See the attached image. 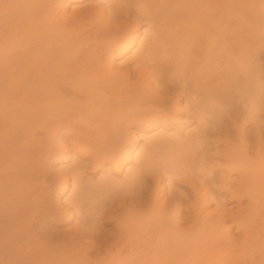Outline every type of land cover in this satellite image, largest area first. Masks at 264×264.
Wrapping results in <instances>:
<instances>
[{"label":"bare ground","instance_id":"1","mask_svg":"<svg viewBox=\"0 0 264 264\" xmlns=\"http://www.w3.org/2000/svg\"><path fill=\"white\" fill-rule=\"evenodd\" d=\"M67 1L68 0H0V264H264V143L261 144V142L258 143V146L261 147H258L256 151L253 152L255 157H248L249 154L247 153L245 155H243L244 153L241 155L240 153H233L234 155L232 154V157L228 155V169H230V171L232 170L231 173H234V171L236 173L238 172L237 176L239 178H237V183L235 182L236 184H234L235 189L231 187V197L236 199L238 204L242 198L248 200L247 206L244 205V207H241L239 204L240 207L235 209V214L232 215L234 211L231 213V220H233L231 224L235 223V227L239 231L241 230L242 238H240L241 241L237 244H234V241L230 238L232 234L229 235V238L225 236L224 223L225 220L230 217V213H228L226 209L218 210V206H224L225 204L220 205L216 202L217 210L212 211L208 209V199H210L208 197H213L217 188H215L216 183H214V179L211 177L212 174L209 168L212 163V160L209 159L211 156L209 155L210 157H208L205 152V156L209 159L205 160L209 163L206 164L205 160L202 161L198 159L197 164L199 166V171L195 170V167H193L192 161H194V158L190 163L187 160L183 162V160L178 159L181 157L180 154L175 160L173 158L175 155L173 157L171 155L170 158L164 154L161 165L158 163L159 167H150L151 169L149 171V169L147 170L148 167L144 168V165L149 166L148 164L151 162L150 166H153V155L150 153L137 154L133 157L135 160H138L139 164L143 165V171L145 172L142 171V166L136 163L138 165L129 166L126 179L121 183L119 182L125 186L126 189L134 182H138L142 185L148 180L145 178L146 173L148 174L151 172L153 174L152 171H155L165 176L163 181L167 180L168 185L175 181V178L178 182L186 183L188 187L193 189L192 199H186V207L191 211L192 219L190 215L188 217L191 220L190 227H187V225L186 227H180L179 225V222L183 220L179 219V213L185 206L181 201L178 203L175 215H173L176 216L177 214V219H175V221L172 219V222L166 220V223H164V216L166 215L167 218L168 213H170V211L166 213V209L169 206V204H166V196L168 194L165 195L163 187L159 186L158 177L154 176L152 199L155 205H151L148 210L149 216L147 215L150 217V221H153L140 237H135V235L133 237L131 232L134 227L132 228L131 226L130 231L131 229L132 231H128L129 227L127 228V223H129L137 213L138 209L136 207L144 204L145 200H141V202L136 200V207L132 205L125 208L128 210L126 212L124 211L127 215L123 212L118 213L116 210L110 209L111 204L109 207V203L104 201H98L99 203L96 204V207L94 205L95 215L91 212L93 218L92 216L90 218L92 219H89L87 210L80 211L82 207H80V205L83 204L82 200L86 198L85 193H87V191L105 193L108 185H112L111 182L110 184L89 185L88 189L85 187L83 190L82 188L85 186L84 185L80 192L73 195L75 197L73 201L71 200L70 202H74L73 207L77 209V212L79 210L81 217L83 211H85L83 217L87 219V222H85V220L83 223L80 222L82 225L81 228L83 229L80 228L81 230H78L76 228L73 234L71 232H65L66 237L64 236L65 238L60 239V243L71 241L72 243L70 242V246L68 245L69 248L71 247L70 249L59 252L60 247L64 250L66 246L63 248V245L60 246L59 242L57 243L56 240L50 242L44 239L41 234H37L36 230L33 228L34 225L32 222V220H34V213H37L36 215H38V217L44 218H41L42 223L43 221H46V223L52 221L51 223L54 224V219H57V221L60 220L65 212V206L60 207V203L57 205L54 204V206L50 203L49 189L51 188L47 189L43 186L46 182V177L42 175L44 172L40 174L38 168V166H41L39 163L40 160H38L39 153L35 154V150L32 151V155L36 156L38 161L28 158V156L31 155L30 151L33 147L32 145L36 142V138L38 137L36 134L38 131L42 132V143L48 142L47 145H43L40 142L44 148L42 146H40L42 148L38 147L39 151L42 150L43 155L49 156L50 152H55L56 149L54 148L56 145L52 144L54 134H59L63 129H65L67 134L69 133L72 135L73 138L69 137L72 139V142L69 139L71 144L80 146V139H83V137L87 138V136L91 135H87L88 133L84 134L81 130L79 131L81 128H77L80 126L76 127L74 125L71 119L74 115H71L76 112L77 115H80L78 111H84L85 113L86 111H90L92 107H102L104 105L102 101L100 102L98 99L99 102H97L93 99L95 96L103 95L104 89L106 88L111 89V93L115 95L121 94L120 92L123 91L125 94H127V91H133L134 93L132 92V94L136 96V93L140 91V94L143 93V95L145 94L146 96H144L145 98L142 96L143 101L149 97L152 101L151 98L154 97L156 100L153 99V104L156 103L157 105H155L157 107H159L158 104H161L163 107L165 105V107H170V109L175 106L173 101L175 100L176 102V98L177 100L183 98L185 105L192 104L195 108L193 110L198 109L199 106H202L208 100L211 102L215 101V103L217 102L220 107L223 105L230 106L232 100L231 94H229L228 91L231 86L227 87L229 84H224L222 79L225 78V74L223 76L221 75L222 73L220 74L219 67L217 70V65L211 64L214 63L216 59L215 55L211 53L215 49L219 50L217 47L221 46L223 43L224 46H221L222 48L220 49L224 48V51L228 49V52H225L227 55L228 53L232 54L231 52H233V55L236 54L237 51L239 53L240 49L238 50V48L245 44L240 34L244 29L248 31V33L247 31L245 33L250 36L252 34L251 31L254 30L255 32L257 27H259L258 30L262 31L261 33H264V30H262L264 27L261 29L259 26V24L264 21V11L260 12L258 9V12H255L256 9L254 8L255 13L252 12V14H247V11L245 12L246 17L240 18L242 21L241 26L244 25L248 29L243 26L244 28L242 27V31L239 29L241 32H236H240V36L236 34L240 39L238 38L235 44L240 43L241 39L244 44H239L240 46L236 44L239 46L237 48V46L234 47L232 45L234 43H232L230 37H228V39L225 38L227 37L225 34H229L230 32L232 34L230 33L229 36H235V33L233 34L235 30V0H103V3L99 4V6L97 5L98 7L96 8L93 7L86 11H76L72 15L66 16L64 6ZM255 1L256 0H254L253 3L254 7H256ZM260 2H258V4L262 5ZM261 9L264 10V8ZM94 18L97 19L99 22L97 20L96 22L100 24L99 26L97 25V28L95 27L96 32L97 29L100 30L102 28L101 31L103 35L104 33L109 34V32H111L110 29L106 31V28L108 29L111 22L114 24L116 20L119 21L124 18H131L134 20L132 22H127L125 20V25L122 23L126 28L122 30L123 35L118 41H114L112 38L111 40L108 39V41L104 43L105 45H102L104 50H106L105 48L109 49V53L107 54L109 55V62L113 60V50H116L115 56L121 57L126 55L131 48L137 45L135 50L131 53L133 57L130 63L126 62L127 64H124V67L117 66L113 68L112 65H108L104 63L103 60L101 61L93 56L90 51V45L87 46V43L89 44V38L93 33L95 34V30H93L94 32L92 30L91 32L89 30H83L81 33L79 31L87 26V24L84 26L83 22L89 21L90 23V19L94 22ZM253 18L256 20L257 26L254 24L255 22H250L251 25H248L249 21H254ZM68 20L72 23L70 26L64 23ZM76 22L81 26H75ZM141 22H145L144 24L146 26H142L144 29L140 33L137 32L138 34L136 35L134 28L136 29L137 26H140ZM231 26H234V30H232ZM250 26H253L251 27L253 30L250 31L251 34L249 33ZM254 26H256L255 29ZM109 28H111V26ZM116 30L118 31V29ZM87 31L91 33L90 36ZM257 32L258 31L255 33ZM100 33L99 35H102ZM248 35L245 37H250ZM254 35L252 36L254 37ZM252 36L249 40H252ZM58 37H61V43H56V38ZM114 38L116 37L114 36ZM105 40L107 39H104V42ZM226 40L227 43L225 44ZM233 40H235L234 37ZM259 42H262V39H259ZM228 43L230 45H228ZM226 45L228 47L232 45V47L227 48ZM246 46L248 47V42ZM246 46H244V48ZM247 47L246 49H248ZM225 48L227 49L225 50ZM240 48L242 51V47ZM215 51L214 53L216 54L217 52ZM244 52H242L241 55H243ZM80 53L81 55L83 54V56L77 59ZM234 56L238 58L237 55ZM253 56L255 57L256 55ZM131 71H134V77H131ZM242 88L243 86L241 89ZM251 89L252 88L248 87L247 90L245 89L246 92L242 90L245 93L242 92L243 95L242 97L240 96V101L244 103L242 104L239 102L236 108L239 107V104H247V110L251 113L256 112V110L260 111V109L264 107V95H262V93L260 94L261 90L256 89V91ZM252 91L255 92L253 93ZM173 92L179 94L174 99L171 95L169 97V93L173 94ZM231 92L232 90L230 93ZM138 94L139 93H137V95ZM163 94H168L166 99H168L169 103L167 105ZM239 95H241V93ZM246 95H248V97ZM245 96L247 98H245ZM132 97L134 98V96ZM155 105L153 106L156 107ZM206 106H208V104ZM229 106H226V110L224 109L226 112L227 107L228 110L231 107L236 109L234 104L231 105V107ZM177 108L180 111L179 107ZM164 109H161V111ZM105 110L104 112L106 115L111 116L110 120L114 121L113 123L119 120L118 122L116 121V127L121 125V122H123L121 116L124 115L123 113H125V111L119 109V114L116 109L110 110L106 107ZM161 111L158 113L160 115L162 113V116L164 114H169L166 110L163 112ZM235 111H237V109ZM200 112L199 114L204 113L203 110ZM228 112H230V110ZM84 113L81 114L84 115ZM250 115V117H253L255 113L254 115L253 113ZM170 116L172 118V115ZM142 117H144L143 114ZM242 119L244 122V118ZM98 120V123L101 122L100 126L105 124L104 119L101 117H99ZM240 127L241 130H243L242 127L244 126L240 124ZM38 140L40 141V138ZM39 141L37 144H34V147L35 145H39ZM99 141L102 140L100 139ZM244 141L243 139L242 142ZM30 143L32 147L28 146ZM245 143L247 145V141ZM26 144L28 147H25ZM200 144H202V142ZM59 146L63 151L68 148H66L65 144H59ZM26 148H29V150ZM78 149H80L83 154L84 152L88 153L86 148V151L82 147ZM80 150L76 151L80 152ZM121 152L124 156L126 155L124 150ZM121 152L115 155L113 153H108L109 155L106 154V157L108 156L110 158L112 161L111 163H113L115 167L122 164ZM196 152L198 151L196 150ZM172 153L174 152H171V154ZM200 153L201 152H199V155L202 154ZM119 155L121 156L119 157ZM94 160L93 164L97 162L96 158ZM195 161L197 160L195 159ZM187 166H190L191 169L189 167L188 169ZM78 172H72L71 184L73 185L80 181L78 180L80 172ZM221 177L225 179V176ZM62 179H64L60 183L62 190H67V178ZM219 179L222 182L224 181L223 187H230L225 183L226 179L222 180L223 178H219L218 176V182H221ZM48 180L47 182H49ZM195 180H198L196 181L198 185L200 184L198 187L194 185L193 181ZM217 185L218 184H216V186ZM221 187L218 189H221ZM129 190L130 188L127 193L130 192ZM32 193H35L34 197L37 199V201L33 202L36 208L35 212L32 210L30 211L31 206H26L24 202L25 199H27L31 204L28 198ZM138 193L144 195V189L139 188ZM105 195H107V193ZM215 195L214 198L218 201V194L216 197ZM87 199H89V197ZM22 202H24L25 206H21L22 204L18 205ZM226 206H224V208ZM184 210L186 211V209ZM27 211H29L30 214H27ZM31 212L34 213L32 214ZM68 216H71V214ZM128 216L131 217V219H128ZM45 217L47 218L46 220ZM36 218L37 217H35V220L40 219ZM35 220L34 222H36ZM111 221L114 222L112 228L109 229V231L102 232L105 226ZM38 223L36 226L37 228H39ZM184 224L182 223L181 226ZM39 230L40 228L38 232L41 233ZM85 235H87L88 238H83V241L85 240L87 244L84 241L86 245H83L81 237ZM94 235L98 236V240L97 236L95 240ZM223 241H225L227 245H222ZM56 245L60 246L58 247L59 254L57 253V255H55L58 249ZM76 245L78 248L73 252ZM231 246H233L234 249ZM228 247H231L229 249L233 250H228ZM78 249L81 251V256ZM253 249L255 252H253ZM91 250H95L96 256L94 261L91 260L92 262L88 257V253L89 251L91 252ZM70 251L73 252L70 256H73L75 253L79 254L76 260L72 259V261L69 259L70 257L67 254L68 252L71 253ZM253 253H256L258 257L256 256V258H254L255 256ZM74 256L76 257V255Z\"/></svg>","mask_w":264,"mask_h":264},{"label":"rangeland","instance_id":"2","mask_svg":"<svg viewBox=\"0 0 264 264\" xmlns=\"http://www.w3.org/2000/svg\"><path fill=\"white\" fill-rule=\"evenodd\" d=\"M258 2H260V4H262V5H259ZM101 3H103V0H68L65 3L66 7L64 6L65 15L68 16V15H72L76 11H84V10L86 11L87 9L89 10L90 8H93V7L96 8ZM253 3H254V0H235V19H234L235 20V23H234L235 27L233 26L235 30L231 26L232 30H234L233 34L235 33V36H233V35L229 36V34L231 32L229 34L228 33H226V34L224 33L225 36H227L225 38L228 39V37H230L232 39V43H234V44L231 43V40H230V43L234 47L237 46V48H238L240 45L245 43L244 45L240 46V47H242V51H241L240 47L238 48V50L240 49L239 53H238L237 50H235L237 52L234 55H237L238 58H236V56L233 55V52H231L232 54L228 53V55L225 53V52H228L227 48L232 47V45L230 47H228L226 45L227 46V48H225V50L227 49L226 51H224V48L220 49V48H222L221 46H224V43L221 44V46L217 47L219 50H217V49H215L216 51L214 50L218 54L217 53L215 54L214 51L211 53V54L215 55V58H216L215 62L211 63V64H213L215 66L217 65L216 66L217 70H218V67H219L220 74L222 73L221 74L222 76L225 74L224 75L225 76V78H224L225 80L222 79V77H221V79L224 81V84H226V83H227L226 85L229 84L227 87L231 86L229 88L230 90L228 91L229 94H231V100H232V102L230 104L231 105L234 104L235 108L238 106L239 102L242 103V101H240L241 97L243 95L242 92H244L242 90H245V89L247 90L248 87L252 88L251 90H256V89L261 90L260 94L262 93V95H264V33H261L262 31L258 30L259 27L256 28V26H257L256 25V20L253 18L254 21H249L248 25H251L250 22H252V23L255 22L254 24L256 26H254V29L256 28L257 29L256 31H258V32L260 31V32L259 33L258 32L255 33L256 31L254 32V30L251 28L253 26H250L249 27L250 28L249 33L251 34V32H252L251 36L254 35V34L255 35H254V37L252 36V40H249V38H251V36L245 33L247 30L245 31V29H244V31H242L244 27L246 29H248V28L246 26H244V25H243L244 27L241 26L242 21L240 20V18L241 19L244 18L245 12L248 11L247 14H249V13L252 14V12L255 11L254 8L256 9L255 12H258V9H259L260 12L264 11V10L261 9V8H264V0H256L255 1V3H256L255 6L256 7H254ZM240 14H242V15H240ZM87 20H89V19H87ZM90 20H91L92 23L91 22L89 23V21H86V20H85L86 22L82 21L84 23V26H85V24H87V26H86V28L83 27L84 29L82 28V30L79 31L80 33H81V31L83 32V30H89L91 32V30L92 31L95 30V27L97 28V25L98 26L100 25L98 23L99 21L97 19L94 18V22L92 21V19H90ZM96 20L98 22H96ZM123 20L122 19L119 20V21L116 20L117 22L115 21L114 24L111 22V24H112V25L110 24L111 28H109L110 26L108 27V29L106 28V31L109 30V29L111 31V32H109V34L107 33L108 35L105 34V33L103 35L102 34L103 32L101 31L102 28L100 29L99 27L98 28L100 30L97 29V32L95 30V34L93 33L94 35L92 34V36H90L91 33L89 31H87V32H89V36H90V38H89L90 41H89V44L87 43V46L90 45V49H91L90 51L93 54V56L98 58L101 61L103 60V62L108 64V65H112L113 68H116L117 66H123L124 67L125 66L124 64L130 63L132 61V57H133V55L131 53L135 50V48L137 46V45H135L133 48H131V50L126 55L121 56V57L115 56L116 50H113V52H112L113 60H112V62H109V55H107L109 53V49L105 48L106 50H104L102 45H105L104 43H106L108 41V39L111 40L113 38L114 41H118L119 38H121L122 35H123V31L122 30L124 28H126V27H124L125 20L127 22L134 21L131 18H124ZM246 20H249V19H246ZM68 21L67 22L65 21L64 23H66L67 26H70L72 23L70 21L69 22ZM144 23L145 22H141L140 26H137L136 29L134 28V31H135L136 35L138 33L142 32V30L144 29L143 27L146 26ZM238 24H239V26H238ZM78 25H79L78 22H76L75 26H78ZM79 26H81V25H79ZM240 26H241V28H240ZM259 26L262 29V27H264V21H262L259 24ZM115 28L118 29V31ZM239 29L242 31V33H240L241 31ZM251 30H253V31H251ZM262 30H264V29H262ZM237 31H240L239 33L242 35L241 37H243L242 39L244 40V43H243L242 39H241L242 43H241V40H240V43H236L238 45L240 44L239 46L235 44V42H237V39L239 38L236 35V34L239 35V33H236ZM98 32L99 33L101 32L100 34H102V35H99ZM247 33H248V31H247ZM136 35H135V37H136ZM247 35L250 36V37H245ZM114 36L116 38H114ZM233 37H234L235 40H233ZM104 39H107V40H105V42H104ZM245 39H246V42H245ZM259 39L260 40L262 39V42H259ZM57 42H59V43L62 42L61 37L56 38V43ZM90 42H93V43H90ZM247 42H248V47L246 46ZM226 43H227V40H226L225 44ZM258 43H259V45H258ZM228 45H230V44L228 43ZM244 46H246L248 49H246V47L244 48ZM243 48L246 49V50H244ZM252 51H254V52H252ZM84 52H86V51H84ZM242 52H244L243 55H241ZM213 55H211V56H213ZM253 55H256V56L254 57ZM82 56H83V54L82 55H81V53L78 54V58L77 59L82 58ZM223 60H224V62H223ZM228 60L229 61L231 60L232 62L231 61L229 62ZM226 62H228V63H226ZM240 64H242V65H240ZM133 74H134V71H131V77L132 76L134 77ZM239 85L241 87L243 86L244 89L243 88L241 89V87ZM231 90H232V92L230 93ZM246 90H245V92H246ZM130 91H132V90H130ZM239 91H240L241 95H239L240 94ZM132 92L127 91L126 92L127 94H125L124 91H123V92H120L121 94L115 95L114 93H111V89L106 88V89H104V94L103 95L95 96L94 99H93L94 101L96 100L97 102H99L98 101V99H99L100 102L102 101V103L104 105L106 103L105 106L103 105L102 107H98V106L97 107H92V109L90 111H86L87 113L86 112L84 113V111H82V112L78 111V113L81 116L77 115L76 111H75L76 112L75 114L73 113L71 115V116L74 115V117H71L72 122L74 123V125L76 127L80 126V127H77V128H81V129H79V131L81 130L84 134L88 133L87 135H91V136H87V138H84V137H83V139L81 138L80 141H79L80 142V146H75V144L72 145L71 144L72 139H70L72 137V135L69 134V133L67 134L65 129H63V130H61V132H59V134H57V133L54 134V137H53L54 139H53L52 144L56 145L55 148L53 147L54 149H56L55 152L54 153L50 152L49 156L48 155H43L42 154V150L39 151L38 147L42 146L44 148L43 145H47L48 142L47 143L46 142L42 143V140H41V137H42L41 133L42 132L38 131L36 133L38 135V137L36 135L37 138H36V142L35 143L37 144L38 141H39L38 139L40 138L39 145L38 146L35 145L36 148L34 147L35 143L32 145L33 147L31 146V143H30V145H28V146L32 147V149L30 151L31 155H29L28 158H31V160L33 159L34 161L40 160L39 163L41 164V166H38V168L40 170V174H42L44 172L42 175H44L46 177V182H45V184H43V186H44V188H47V189L51 188V189H49V191H50V193H49L50 203L52 205H54V204L57 205L58 203H60L59 204L60 207H64L65 206L64 215L61 217V219L59 218L60 220L57 221V219H54L55 220V221H53L54 224L51 223L52 221H50L49 223H46V221H43V223L44 222L46 223V224L45 223L43 224L41 222V220L44 219V218L40 217V216L38 217V215H36L37 213H34L36 208L34 207V203L33 202L37 201V199H35V197H34L35 193H32L30 195L31 197L29 196V198H28V200L30 199L29 201H31V204H30V202L27 201V199H25V201H24L25 205L29 206V207L31 206L30 211L31 210L34 211L33 212L34 213V215H33L34 216V220H35V217L40 218V219L36 218L37 219V220H35L36 222H34V220H32L33 225H34L33 228L36 230L37 234L38 235L41 234L42 237H44V239H47L50 242L56 240L57 243L59 242L60 246L63 245V248L66 246V249L62 250L60 246H57L58 244L56 245L57 248L60 247V251L59 252H61V251L63 252L65 250H68V249L71 248V247L69 248L71 241L69 242L68 240H70V239L66 238V239H68L67 243H66V241L63 242V243H60V239L66 237L65 236L66 235L65 232H67V233L71 232L73 234L75 232L74 230H76V228L78 230L83 229V228H81V226H82L81 223H83L84 220H85V222H87L86 221L87 219H84V217H83L84 212L86 210L88 212L87 214H89V216H88L89 219H92L93 216L91 215V212H93L92 214L95 215V209L94 208L97 206L96 204H98L101 201H104L106 203H109L108 204L109 207H110V204H111L110 209H114L118 213H122L123 212L125 215H127L125 212L128 211V210L125 209V208H127L128 206H132V205L135 206V204L137 203L136 200H139L140 202H141V200H143V201L145 200L144 204L140 205L139 207L135 206L138 209L137 213L135 214L136 216L134 215L132 220L129 221V223H127V228L129 227L128 231H130V227L131 226H132V228L134 227L133 231H132V229H131L132 232L130 231L132 233L133 237H134V235H135V237L136 236L140 237L141 235L144 234V231H146V229L149 227L150 223H152V221H153L152 219H151L152 221H150V217H148L149 216L148 215V210L151 207V205L154 203L153 199H152V197H153L152 190L154 188V180H155V179H153L154 176L158 177L159 186L163 187V189L165 191V195L168 194L167 195L168 197L166 196V198H167V203L166 204H169V206L166 205L168 207L166 209L167 212H166V210H165V212L168 213V211H170V213H168V215H167V218L169 217L168 219L166 218V215L164 216V218H163L164 219V223H166V220H169L170 222H172L173 220L175 221V219H177L178 215L177 214H176V216H173V215H175L176 209L178 208V203L181 201V203L185 204V206L183 204L182 205L184 206V209H186V211L184 209H182L181 212L183 210L184 211L182 213L181 212L179 213V216L181 217V218L179 217V219L180 220L183 219V220H181L182 222L180 220H179L180 222L178 221L179 225H180V227H186V225H187V227H190L191 226V223H190L191 220L188 217L190 215V218H191V211H189V208L186 207V199L187 198L188 199H192V196H193L192 195L193 194L192 190L193 189L188 187L186 183L178 182V180L176 181V178H175V181H173L174 183L172 182L171 184H169L170 185L169 186L167 184L168 183L167 180L163 181V179L165 177L163 174L160 175L159 172L152 171L153 174L151 172L148 173V174L146 173V175L143 173L145 175V178L148 179V180H146V182L143 183L142 185H140L138 182H134L133 184H131L132 187L131 186L129 187L130 188L129 191L131 193L130 192L127 193L129 188L126 189L125 186L120 184L121 182H123V180L126 179V175H127V172H128L127 170L129 168V166L131 167V166L135 165L136 163L139 164L138 160H135L134 157L137 154H149L150 153V154L153 155V161H154L153 163L154 164H153V166H150V163H151L150 162L148 164L149 166H147V165L145 166L144 165V168L148 167L147 170L149 169V171L151 169L150 167L157 168V167H159V164L161 165V160H163L164 154L167 155V157L169 156L170 158H171V155H172V157L175 155L173 157L174 160H175V158H177V157H179L181 155V157H179L178 159L183 160V162H185V160H187L189 163L194 158V161H192V164L194 165L193 167H195V170H197V171H199L198 170L199 166L197 164L198 159H201L202 161L205 160V159L206 160H209V159L212 160V163L210 162L211 164H210V167H209L210 170H211V174H212L211 177H213L214 183L218 184L217 186L215 184V188L218 189V188H220L222 186L221 187L222 190L221 189H218V191H217V189L215 190V194L216 195L218 194L217 195L218 201L216 200V198H214L215 194L213 195V197L212 196L208 197V198H210V199H208L209 200L208 201L209 202L208 209L209 210L211 209L212 211L217 210V203H219L220 205L225 204L224 206L227 205L225 208H224V206H218V210L226 209L227 212L230 213V217H228L226 219L227 221L225 220V223H224L225 236H226V238H229V235L232 234V236L230 238H232V240L234 241L233 243L234 244L239 243L241 241L240 238H242L241 237V230L239 231L235 227V225H234L235 223L231 224V223H233V220H231V219H232V215L235 214V209H238V207H240L239 204L241 205V207H244V205L247 206L248 200L246 198H242L240 200L239 204H238V201L231 197V190L235 189L234 188V186H235L234 184L237 183L236 181L239 178L237 176L238 172L236 173L234 171V173H231L232 170L230 171V169H228V165H227L228 164L227 162H229L228 161V158H229L228 155L229 156L231 155V157H232L233 153H240V155L242 153H244L243 155H245L247 153V154H249L248 157H255V154L253 152H255L256 149L259 147L258 143L259 142H261V144L264 143V109H262L264 107L261 108L262 111L260 109V111L256 110V112H251L250 113V111L247 110V108H248L247 104H244L245 106L239 104V107L236 108L237 111H235L236 109L231 107V105L230 106L229 105H223V106H221L222 107V109H221V107L218 106L217 102L215 103V101L211 102L210 100H208L202 106L198 107V109H199V111H198V109L193 110L195 108L192 106V104L185 105V102H184L183 98H180L179 100H177L176 97L179 94L177 92H173V94L169 93V97L171 95V97L173 99L176 98V102H175V100L173 101L174 102L173 104L176 107L174 106L173 107L174 109L171 107L173 109L172 110V109H170V107H167V106L165 107V105H164V107L161 106V104L160 105L158 104V106L160 108L157 107L156 103L153 104L154 100H156L154 97L151 98L153 102L149 99L150 97L148 99L146 98V100L143 101L142 100L143 99L142 96L144 97L145 94L144 95H143V93L140 94V91H139L137 93H139L140 95L139 94L137 95V93H136V96H135V94L133 95ZM248 92H250V91H248ZM105 94L107 95V97H106ZM250 94H252V93H250ZM166 95L163 94V96L165 97V98L164 97L163 98L165 99V102H166V105H167L169 103V101H168V99H166L168 97V94H166ZM132 96H134V98ZM246 96L248 97V95H246ZM246 96H245V98H247ZM243 98H242V100L244 101ZM206 103L208 104V106H206L207 105ZM153 105H155L156 107H154ZM130 106H132V107H130ZM226 106L231 107V108H229L230 112H228L229 111L228 107H227V112L225 111L226 110ZM106 107H108L110 110L111 109L112 110L116 109L118 112L120 110L125 111V113H123L124 115H122V116L120 115L122 117L121 120L123 121V122L120 121L121 125L118 124L119 126L116 127V121L118 122L119 120H116L115 123H113L114 121L110 120L111 116L106 115V113L104 112V111H106L105 110ZM122 107H124V108H122ZM177 107H179L180 111L178 110ZM139 108H141V109H139ZM98 109H99V111H98ZM161 109L166 110L169 114H166V115L164 114L162 116L161 112H163L164 110L161 111ZM205 109L208 110V111H206ZM201 110H203L205 114L204 113L199 114V113H201L200 112ZM159 111H161L160 112L161 115L158 113ZM219 112H220V114H219ZM81 113H84V115L81 114ZM207 113H209V114H207ZM249 113L250 114L253 113V115L255 113V116L256 115L257 116L256 117L253 116L255 118L254 119L253 117H250L251 115ZM119 114H120V112H119ZM142 114L147 119L142 117ZM170 115H172V118H171ZM199 116H201V117H199ZM77 117H79V118H77ZM99 117L104 119V123L106 125L103 124V125H101L102 127L100 126L101 122L100 123L97 122ZM242 118H244V120L246 122L245 121L243 122ZM78 120L79 121L81 120V121L79 122ZM82 120H83V122H82ZM94 120H95V122H94ZM235 120H236V123H235ZM88 121H89V123H88ZM111 122H112V124H111ZM243 123H245V124H243ZM240 124L244 126V127H242L243 130H241ZM217 125L220 126V127H218ZM95 130H96V133H95ZM63 131H65L66 133L63 132ZM106 131H107V133H106ZM102 133H105V134H102ZM201 133H202V135H201ZM103 135H105V136H103ZM200 137H201V139H200ZM205 138H206V140H205ZM69 139L71 140V142H70ZM100 139L102 141H99ZM243 139L245 140L244 142H242ZM202 140H204V141H202ZM246 141H247V145L245 143ZM40 142L43 145L40 144ZM101 142H104V143H101ZM201 142H202V144H200ZM244 143H245V147H244ZM59 144H65L66 148L67 147L68 148L63 151L61 149V147H60L61 145L59 146ZM204 144H206V145H204ZM55 145H52V146H55ZM28 146H27V144L25 145V147H28ZM42 147H40V148H42ZM80 147H82L84 150L86 148L88 153L84 152V154H83V152L80 149H78ZM29 148H26V149L29 150ZM37 148H38V150L36 151ZM240 149L242 150V152H241ZM247 149H249V150H247ZM76 150H80V152L76 151ZM122 150L125 151V153H126L125 156L121 152ZM196 150L198 152H196ZM32 151H34L35 154L39 153V156L37 154L38 160H37L36 156L32 155ZM235 151H237V152H235ZM119 152L122 153L121 154L122 156L119 155V157L121 156L122 164L120 166L115 167L113 165V163H111L112 161L110 160V158L108 156L106 157V154L109 155L108 153H113L115 155L116 153H119ZM171 152H174L175 154L174 153L171 154ZM199 152H201L202 154L200 153L201 155H199ZM204 152L206 153V155L208 157H210V156L211 157L208 159V157L205 156ZM40 153H41V155H40ZM168 154H170V155H168ZM42 155H43V157H42ZM39 158H41V159H39ZM95 158L97 159V162L95 163L96 165L93 164L94 161H95L94 160ZM195 159L197 161H195ZM27 160H30V159H27ZM199 162H200V160H199ZM205 163L207 164L209 162L206 161ZM138 164H136V165H138ZM186 164H187V162H186ZM140 165L141 164H139V166ZM226 165H227V168H226ZM141 166H142V171H143L144 170L143 165H141ZM188 167L190 168V166H187V168ZM217 167H219V168H217ZM192 169H194V168H192ZM76 171L80 172V173L78 172L79 175H80L78 180H80V181H78L79 183L73 185V184H71L72 183V172H76ZM143 172H145V171H143ZM219 174H221V175H219ZM218 176H219V178H223L222 180L226 179L225 183H227V185H229L230 187L229 188L227 186L223 187L224 181L222 182L219 179L222 183L218 182ZM221 176H225V179H224V177H221ZM62 178H67V182H68V189L67 190H62V186L60 184L64 180ZM47 180L49 182H47ZM196 181H198V180H195L193 182H194V185H197L196 187H198L200 184L198 185V182H196ZM110 182H111L112 185L111 186L108 185L109 189L107 188V191L105 193H103V192H100V193L98 192L97 193V192H90V191H87V193H85V197L86 198H84L85 200L84 199L82 200L83 204L80 205V207L81 206L82 207L81 208L79 207L80 211L85 210V211H83V213L81 212L82 213V217H83L82 218L81 215H80L79 210L77 212V209H75V207H73L74 206V202H70L71 200L73 201V198L75 197L73 195H76L82 189L84 190L85 187L88 189L89 185L108 184V183L110 184ZM46 185H48V186H46ZM231 187H232V189H231ZM132 188H133V190H132ZM139 188L140 189H144V195H140L138 193V189ZM225 188H227V189H225ZM108 190H110V191H108ZM226 190H227V192H226ZM132 191H134V192H132ZM106 193H107V195H105ZM223 193H225V194H223ZM9 195H10V193H9ZM216 195H215V197H216ZM221 195H223V196H221ZM88 197H89V199H87ZM211 198H213V199H211ZM26 201H27V203H26ZM24 202H22V203H20L18 205L22 204L21 206H25ZM159 202H160V200H159ZM236 203L238 204V206H237ZM156 204L158 205L157 202H156ZM94 205H95V207H94ZM153 205H155V204H153ZM187 206H188V202H187ZM122 209H123V211H122ZM233 211H234V213H232ZM24 213H25V211H24ZM26 213L30 214L29 211H27ZM231 213H232V215H231ZM70 214H71V216H68ZM91 216H92V218H90ZM85 218H87V217H85ZM46 219L47 218L45 217V220ZM128 219H131V217L128 216ZM137 219H138V221H137ZM48 220H49V218H48ZM145 220H146V222H145ZM40 222H41V224H40ZM37 223H38V226L40 228L39 231H41V233L38 232L39 228L36 227ZM113 223H114L113 221L108 223L105 226L104 230H102V232L109 231V229L112 228ZM130 223H133V224H130ZM180 223L181 224L185 223L184 224L185 226L184 225L181 226ZM136 229H138V230H136ZM64 230H66V231H64ZM134 231H135V234H134ZM41 235H40V237H41ZM96 236L94 235L95 240H96ZM83 238L84 239L88 238V236L87 235H85L84 237L82 236L81 237L82 241H83ZM81 239H80V241H81ZM97 240H98V236H97ZM84 241L82 242L83 245L85 243L87 244V242L85 241V243H84ZM224 242L225 241L222 242V245H227V243L226 242L224 243ZM76 246H75V250H73V252L77 250L78 246L77 247ZM231 247L234 249L233 246H231ZM231 247H228L227 249L228 250H233V249H229ZM79 249H80V246H79ZM79 249H78V252L80 254L81 251H79ZM58 250H59V248L55 252L56 253L55 255H57ZM73 252H71V253L68 252V254H67L70 257L69 258L70 260H72V259L76 260V258L79 256L78 253L77 254L75 253V254H73V256H70ZM253 252H255L254 249H253ZM88 254H89L88 257L90 258V261L91 260L94 261L95 257H96L95 256V250H91V252L89 251ZM253 254L255 256L254 258H256V256L258 257V255L256 253H253ZM74 255H76V257ZM81 255L82 254H80V256Z\"/></svg>","mask_w":264,"mask_h":264}]
</instances>
